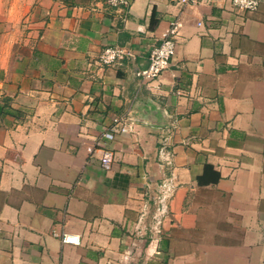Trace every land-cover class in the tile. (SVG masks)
<instances>
[{"label":"crops","instance_id":"1","mask_svg":"<svg viewBox=\"0 0 264 264\" xmlns=\"http://www.w3.org/2000/svg\"><path fill=\"white\" fill-rule=\"evenodd\" d=\"M259 1L250 12L230 0H0V264H264ZM176 18L173 62L143 81ZM109 44L134 56L101 66ZM126 114L133 131L97 146ZM166 127L172 165L158 155Z\"/></svg>","mask_w":264,"mask_h":264},{"label":"built area","instance_id":"2","mask_svg":"<svg viewBox=\"0 0 264 264\" xmlns=\"http://www.w3.org/2000/svg\"><path fill=\"white\" fill-rule=\"evenodd\" d=\"M108 6L116 9H127L131 0H103ZM205 0H178L183 6H197ZM233 7L242 11H255L259 8V0H230ZM182 22L179 18L173 20L169 27L165 30L163 37L159 44L154 46L149 55L148 65L136 72V75L146 82L155 81L161 73L168 68L173 62L177 52V37L179 35ZM134 53L125 47L118 44L105 45L98 57V64L101 66L113 65L124 61L127 58H132ZM134 120L131 115H121L115 117L111 124L104 130L101 137L97 141V146H102L103 138L114 139L117 135L128 133L133 131ZM172 135L173 129L166 127L163 129V133L159 140L158 155L160 160L167 165H172L173 162V150H172ZM89 153L95 151V146H88ZM102 165L105 169H110L112 164L111 152L105 151L101 158ZM164 192L161 195L159 206L157 207L156 214L154 216L155 230L160 232V225L162 217L167 211L166 198L169 185L163 184ZM54 235L59 236L63 243L79 244V235L70 234L67 232H54ZM132 251L128 250L125 254V258H129Z\"/></svg>","mask_w":264,"mask_h":264},{"label":"trees","instance_id":"3","mask_svg":"<svg viewBox=\"0 0 264 264\" xmlns=\"http://www.w3.org/2000/svg\"><path fill=\"white\" fill-rule=\"evenodd\" d=\"M211 174H213L214 177L216 178L219 177V173L216 170H214L213 166L207 165L203 176L206 177L207 175H211ZM201 181H202V178H201Z\"/></svg>","mask_w":264,"mask_h":264}]
</instances>
